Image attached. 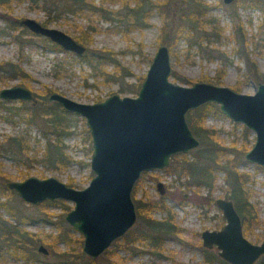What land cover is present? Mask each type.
Returning <instances> with one entry per match:
<instances>
[{
  "label": "rangeland",
  "instance_id": "1",
  "mask_svg": "<svg viewBox=\"0 0 264 264\" xmlns=\"http://www.w3.org/2000/svg\"><path fill=\"white\" fill-rule=\"evenodd\" d=\"M50 1L51 3H45L42 8L39 1L14 0L11 3L10 17H15L18 21L27 16L41 22L47 17L46 8H50V13L56 14V17L51 18L48 26L58 28L73 38L79 34L80 28L93 27L90 41L80 42L85 45L83 52L86 53L85 58L82 56L83 53L77 55L72 51L64 50L47 37L30 32L19 21L13 23L11 27L6 19H0V87L19 83V77L9 72L5 64L7 61L18 62L28 74L23 83L37 95L45 87L84 103L99 101L111 93L120 96L136 95L157 45L164 43L165 37L172 35L174 25L178 22L175 10L180 3V0H169L170 11L164 23L156 10L152 9L147 17V24L137 29L127 28L115 20L104 19L97 12L87 15L57 14L54 9L58 6L57 0ZM202 1L207 4L201 18L204 29L201 31L197 26L189 30L186 27L174 42L170 45L166 44L169 48L171 73L186 77L190 82L181 81L171 73L169 80L179 84H190L192 81L200 80L210 81L232 89L238 86L236 91L242 93H253L258 80L252 76H245L248 65L241 55L253 59L257 70L261 74L264 73V25H262L264 13L250 0H232L229 3H224L222 0ZM106 6L115 8L118 2L108 3ZM233 6H235V19L229 14ZM237 21L245 31L246 45L242 44L239 38L238 41L233 38V27ZM209 22L217 23V28L220 30L218 38L211 35ZM162 24L167 30L164 36H161L159 30ZM161 40L163 41L160 42ZM103 47L115 52V58L121 66L119 72L115 71L114 75L109 74L114 68L111 62L105 60L100 62L92 58L93 69L86 61L95 49ZM50 91L42 97L46 99ZM25 104L29 105V103ZM212 104L216 105V103ZM44 105L46 109H55L63 115V123L68 131L61 136L63 150L69 156L66 165L52 167L42 160L47 140L54 141L51 123L46 118L37 117L33 118V122L24 121L20 101L10 100L0 103V139L6 135H20L28 140L29 149L26 154H21L16 159L8 153L1 152L0 169L7 179L20 180L28 175L37 177L51 175L65 183L70 179L73 187L82 188L92 175L88 164L91 151L90 137L88 130H85L87 127L84 118L79 114L63 111L54 102L46 100ZM208 109L211 110V107ZM201 121L204 126L215 129L225 145L232 142L237 146L244 142L247 150L252 144L253 133L247 129V139L242 141L243 125L233 122L219 111L206 112ZM204 145L199 143L183 155L181 153L172 155L167 166L142 172L135 182L133 202L137 199L162 200L174 214L175 221L180 227L179 234L165 239L160 254L150 252L139 242L134 243L135 248L132 252L123 246V242L119 243L121 240H114L108 247L114 249L112 259L121 257L126 264H202L201 250L204 247L201 244L200 231L218 229L224 223L214 198L225 197L228 187L222 170L213 173L214 182L208 195L212 198L211 201L205 199V194L208 193L204 186L187 185L190 179L182 174L180 165L185 159H193ZM241 159L243 161L238 164L237 170L248 174L245 190L248 200L255 206L258 219V222L247 231H243L242 228V233L249 241L259 243L264 239V169L258 164L245 161L243 153ZM157 181L163 183L162 194L156 190ZM0 199L9 200L20 212L25 213L27 216L18 224L39 236L41 242L37 244L42 243L49 248L51 253L46 256L38 253L40 262H33L34 264H42L45 260L60 261L61 264H77V258L72 253L80 249L82 236L63 219L64 213L73 206L71 201L60 198L29 203L20 199L14 191L13 194L3 193ZM1 214L14 221L5 211L1 210ZM151 214L160 218L164 215V211L155 208ZM137 222L138 217L133 227ZM61 234L68 235L69 240L65 242L57 239L58 241L53 242L56 236ZM77 237H80L79 244L73 240ZM57 251H65V254L59 256ZM98 256H103V252ZM258 262L257 259L253 264ZM0 264H29V262H24L20 257L3 251L0 254Z\"/></svg>",
  "mask_w": 264,
  "mask_h": 264
},
{
  "label": "water",
  "instance_id": "2",
  "mask_svg": "<svg viewBox=\"0 0 264 264\" xmlns=\"http://www.w3.org/2000/svg\"><path fill=\"white\" fill-rule=\"evenodd\" d=\"M19 23L64 50L77 55L85 51V45L58 28L27 16L20 18ZM171 68L169 48L161 43L135 96L111 93L99 101L84 103L50 91L47 101L84 118L90 137L88 164L92 175L82 188L51 175H28L5 182L25 202L60 198L71 201L73 206L63 219L81 234L80 250L90 258H96L135 222L131 191L139 175L167 166L172 155L186 153L199 144L185 118L189 110L216 103L219 112L253 133L252 144L243 152V159L264 169V82H257L253 93L248 94L210 81L179 84L169 80ZM0 98L37 102L32 90L19 84L1 87ZM157 187L162 194L160 181ZM214 203L224 223L218 229L200 231L202 246L215 248L217 255L229 264H253L264 254V239L253 243L243 235L241 219L231 199L219 196ZM36 249L43 256L49 254V248L42 243Z\"/></svg>",
  "mask_w": 264,
  "mask_h": 264
},
{
  "label": "trees",
  "instance_id": "3",
  "mask_svg": "<svg viewBox=\"0 0 264 264\" xmlns=\"http://www.w3.org/2000/svg\"><path fill=\"white\" fill-rule=\"evenodd\" d=\"M14 0H0V19H6L9 25L12 27L13 23H18L15 17H10L11 3ZM33 1V0H31ZM39 1L42 8L45 3H51L50 0H34ZM252 4L256 5L264 13V0H250ZM58 6L54 9L57 14H91L97 12L102 18L115 20L119 24H123L127 28H142L147 24V17L152 11L160 15L163 23L170 11L169 0H57ZM118 2V6L115 8L108 7V3ZM207 4L202 0H180L179 6H176V13L178 15V22L174 25L172 35L168 38L165 37L164 42L170 45L181 33L187 29H192L197 26L204 29L202 26L201 18L205 12ZM50 8H46V18L41 21L43 25H48V22L52 17H56L50 13ZM230 16L235 19V6L229 11ZM13 18V20H11ZM14 21V22H13ZM209 30L212 32L215 38L219 37L220 30L217 28V23L210 24ZM233 38L242 44L246 45L245 31L241 27L239 21L234 23ZM264 25V22L262 23ZM80 28V27H79ZM87 28L89 30H87ZM86 29H79V34L74 36V39L78 42H89L91 39V33L93 27L87 26ZM162 34L166 35L165 25L162 24L159 28ZM158 38V37H157ZM160 38V36H159ZM140 45V44H138ZM57 47V46H55ZM58 48V47H57ZM86 53L82 56L85 58ZM247 62L248 67L245 71V76H252L258 81L264 82V73L261 74L255 67L253 59H248L246 55H241ZM98 61H109L113 65V71L109 74L114 75L115 71L119 72L121 68L120 64L115 58V52L108 48L95 49L93 53L89 54L86 61L94 69V65L91 63V59ZM8 66V71L14 76L19 77L21 82L28 77V74L22 69L18 62L5 63ZM99 68V66L97 67ZM96 68V69H97ZM175 78H179L181 81L190 82V79L186 77H180L177 74L171 73ZM216 78V77H215ZM233 89L238 90V86H234ZM50 91V88H45L38 95L39 99L35 105H26L20 102V109L22 108L24 116L23 120L26 122H33V118H46L52 126V132L54 134V141L47 140L43 149L42 160L52 167H63L69 160V156L64 152L61 143V136L68 133L65 129V123H63V115L59 114L55 109H46V99L42 96L46 92ZM56 105L57 103L54 102ZM58 105V104H57ZM211 107V110L208 109ZM193 111V113H192ZM217 106L212 103H205L187 112L185 118L192 133L197 136L199 143L205 144L201 148L195 157L191 160L185 159L183 164L180 165L182 174L189 177L190 181L187 185H195L196 187L204 186L208 194H205V199L211 201L208 195L211 192L214 182L213 173L216 170L224 171V180L227 182V189L225 193L226 198L233 200V205L238 212L243 231H247L258 222L257 212L255 206L248 200V195L245 190V184L248 181V174L237 170L238 164L243 160L241 154L246 149L244 142L235 146L234 143L227 145L223 144L218 137L217 131L212 127H206L202 124V117L206 112H217ZM87 131V129H85ZM242 141L247 139L248 130L242 128L241 130ZM29 149L28 140L20 135H6L0 139V153H8L13 158H17L21 154H26ZM183 155V153H181ZM7 177L5 173L0 169V195L3 193L13 194V190L9 189L5 185ZM68 185H72V181L68 179L66 182ZM73 186V185H72ZM136 190V184L133 186L132 194ZM231 200V201H232ZM135 210L138 217L137 224L133 225L121 236L119 243L123 242V246L129 251H134L133 247L135 242H139L146 246L150 252L160 254L161 245L166 238L174 237L179 234L180 227L175 221L174 214L170 209L164 205L162 200L158 201H142L140 199L135 200ZM160 209L164 211V215L160 218L152 216L151 211L153 209ZM1 210L5 211L14 221H11L2 216ZM27 215L20 212L17 206L7 199H0V254L5 251L11 255L20 257L24 262L34 264L40 260L38 257V251L36 249L37 243L41 242L39 236L30 230H27L20 226L18 222H21ZM68 241L69 237L65 234L57 235L53 242L58 240ZM80 243V237L73 239ZM123 240V241H122ZM37 244V245H36ZM114 249L106 248L103 251V256L96 258L83 257L80 249H77L73 254L77 258V264H126L121 257H115L112 259ZM49 250V254H50ZM57 254L64 255L65 251H57ZM111 257V258H110ZM82 258V259H81ZM201 262L202 264H229L225 260L221 259L216 250L210 248H203L201 250ZM258 264H264V254L258 258ZM40 262V261H39ZM42 264H61L60 261H42Z\"/></svg>",
  "mask_w": 264,
  "mask_h": 264
},
{
  "label": "flooded vegetation",
  "instance_id": "4",
  "mask_svg": "<svg viewBox=\"0 0 264 264\" xmlns=\"http://www.w3.org/2000/svg\"><path fill=\"white\" fill-rule=\"evenodd\" d=\"M258 82H261V81H258ZM13 84H19V85H25L23 82H21L20 81V79H19V83H13ZM12 85V84H11ZM25 86H27V85H25ZM28 87V86H27ZM1 88V87H0ZM30 88V87H29ZM32 90V89H31ZM234 90V89H233ZM236 91V90H235ZM32 93H33V95H34V97L35 98H37V100L39 99V97H37L38 95L36 94V92H34L33 90H32ZM10 100H17V101H20V102H23V103H29V105H35V104H31V102L30 101H22V100H19V99H3V98H0V103H1V101H10ZM218 109V108H217ZM155 169H157V168H155ZM143 172H145V171H143ZM140 176V175H139ZM7 180H9V179H7ZM6 180V181H7ZM5 181V182H6ZM136 182V181H135ZM158 182V181H157ZM157 182L155 183V187H156V190L158 191V187H157ZM161 182V181H160ZM135 184V183H134ZM161 184H162V186H163V183L161 182ZM134 186V185H133ZM163 188H164V186H163ZM133 189V188H132ZM158 193H159V191H158ZM160 194V193H159ZM131 197H132V191H131ZM216 198V197H215ZM214 198V199H215ZM133 204H134V202H133ZM134 209H135V204H134ZM135 212H136V210H135ZM136 217H137V214H136ZM136 220V219H135ZM134 224V223H133Z\"/></svg>",
  "mask_w": 264,
  "mask_h": 264
}]
</instances>
